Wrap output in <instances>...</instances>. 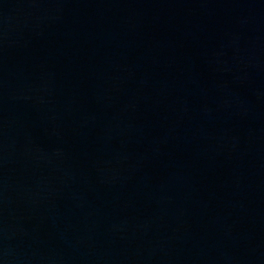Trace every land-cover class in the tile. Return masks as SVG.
Instances as JSON below:
<instances>
[{"label": "water", "instance_id": "water-1", "mask_svg": "<svg viewBox=\"0 0 264 264\" xmlns=\"http://www.w3.org/2000/svg\"><path fill=\"white\" fill-rule=\"evenodd\" d=\"M0 264H264V0H0Z\"/></svg>", "mask_w": 264, "mask_h": 264}]
</instances>
